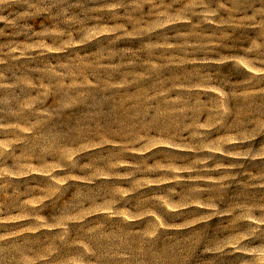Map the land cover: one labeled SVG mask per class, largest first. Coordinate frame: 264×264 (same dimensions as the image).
Masks as SVG:
<instances>
[{"label":"rangeland","instance_id":"obj_1","mask_svg":"<svg viewBox=\"0 0 264 264\" xmlns=\"http://www.w3.org/2000/svg\"><path fill=\"white\" fill-rule=\"evenodd\" d=\"M0 264H264V0H0Z\"/></svg>","mask_w":264,"mask_h":264}]
</instances>
